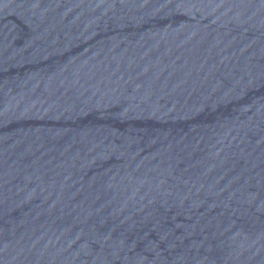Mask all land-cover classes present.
<instances>
[{"label": "water", "instance_id": "1", "mask_svg": "<svg viewBox=\"0 0 264 264\" xmlns=\"http://www.w3.org/2000/svg\"><path fill=\"white\" fill-rule=\"evenodd\" d=\"M0 264H264V0H0Z\"/></svg>", "mask_w": 264, "mask_h": 264}]
</instances>
